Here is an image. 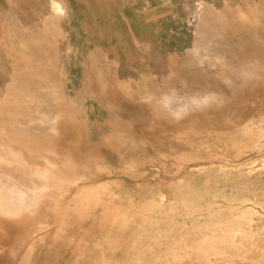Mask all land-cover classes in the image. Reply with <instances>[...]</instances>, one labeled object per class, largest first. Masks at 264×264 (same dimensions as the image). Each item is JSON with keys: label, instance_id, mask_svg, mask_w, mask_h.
Returning a JSON list of instances; mask_svg holds the SVG:
<instances>
[{"label": "rangeland", "instance_id": "obj_1", "mask_svg": "<svg viewBox=\"0 0 264 264\" xmlns=\"http://www.w3.org/2000/svg\"><path fill=\"white\" fill-rule=\"evenodd\" d=\"M53 1L0 0V264H264V0Z\"/></svg>", "mask_w": 264, "mask_h": 264}, {"label": "clouds", "instance_id": "obj_2", "mask_svg": "<svg viewBox=\"0 0 264 264\" xmlns=\"http://www.w3.org/2000/svg\"><path fill=\"white\" fill-rule=\"evenodd\" d=\"M144 102L149 105L154 117L179 123L195 113L220 106L223 99L220 93L211 88L190 90L187 81L181 80L177 85L150 95ZM58 119L56 117L52 122Z\"/></svg>", "mask_w": 264, "mask_h": 264}, {"label": "bare ground", "instance_id": "obj_3", "mask_svg": "<svg viewBox=\"0 0 264 264\" xmlns=\"http://www.w3.org/2000/svg\"><path fill=\"white\" fill-rule=\"evenodd\" d=\"M52 6H53V8H54L56 11H58V12H63V11H64V8L62 7L61 3H60L59 1H57V0H54V1H53ZM35 172H36V173H40V172H38V171H35ZM33 173H34V171H33ZM35 175H36V174H35ZM36 177H37V176H36ZM43 179H44V178H43ZM36 181H38L37 178H34V177H33V178L31 179V183H32V185H34V183H35ZM29 183H30V182H29ZM31 183H30V184H31ZM44 183H45V182H44ZM9 184H10V183H9ZM38 185H39V184H38ZM40 186H41V185H40ZM40 188H42V187H40ZM2 191H3V190H2ZM9 191H10V190H9ZM16 191H17V190H16ZM16 191H15V192H16ZM40 191H43V190L40 189ZM12 192H13V191H12ZM23 193H24V192H23ZM20 194H21V193H20ZM20 194H19V195H20ZM21 195H23V194H21ZM19 197H21V198H25V197H22V196H19ZM12 202H13V201H12ZM23 204H26V203H24L23 201H20V202H19V205H20V206H22Z\"/></svg>", "mask_w": 264, "mask_h": 264}]
</instances>
